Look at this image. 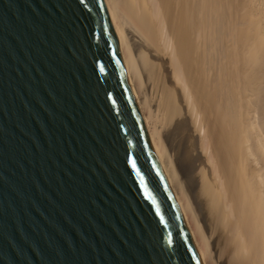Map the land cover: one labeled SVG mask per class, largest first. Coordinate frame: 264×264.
Returning <instances> with one entry per match:
<instances>
[{
    "label": "water",
    "instance_id": "water-1",
    "mask_svg": "<svg viewBox=\"0 0 264 264\" xmlns=\"http://www.w3.org/2000/svg\"><path fill=\"white\" fill-rule=\"evenodd\" d=\"M0 264H201L100 0H0Z\"/></svg>",
    "mask_w": 264,
    "mask_h": 264
},
{
    "label": "bare ground",
    "instance_id": "bare-ground-1",
    "mask_svg": "<svg viewBox=\"0 0 264 264\" xmlns=\"http://www.w3.org/2000/svg\"><path fill=\"white\" fill-rule=\"evenodd\" d=\"M201 264H264V0H100Z\"/></svg>",
    "mask_w": 264,
    "mask_h": 264
},
{
    "label": "snow or ice",
    "instance_id": "snow-or-ice-1",
    "mask_svg": "<svg viewBox=\"0 0 264 264\" xmlns=\"http://www.w3.org/2000/svg\"><path fill=\"white\" fill-rule=\"evenodd\" d=\"M81 2H82V0H81ZM135 166H136V165H135V161H133V168H135Z\"/></svg>",
    "mask_w": 264,
    "mask_h": 264
}]
</instances>
